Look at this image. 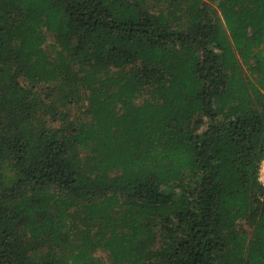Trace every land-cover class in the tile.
<instances>
[{
    "label": "trees",
    "instance_id": "trees-1",
    "mask_svg": "<svg viewBox=\"0 0 264 264\" xmlns=\"http://www.w3.org/2000/svg\"><path fill=\"white\" fill-rule=\"evenodd\" d=\"M263 157L264 0H0V264H264Z\"/></svg>",
    "mask_w": 264,
    "mask_h": 264
},
{
    "label": "built area",
    "instance_id": "built-area-1",
    "mask_svg": "<svg viewBox=\"0 0 264 264\" xmlns=\"http://www.w3.org/2000/svg\"><path fill=\"white\" fill-rule=\"evenodd\" d=\"M258 180L264 186V157L262 158L258 168Z\"/></svg>",
    "mask_w": 264,
    "mask_h": 264
},
{
    "label": "rangeland",
    "instance_id": "rangeland-1",
    "mask_svg": "<svg viewBox=\"0 0 264 264\" xmlns=\"http://www.w3.org/2000/svg\"><path fill=\"white\" fill-rule=\"evenodd\" d=\"M74 111H75V110H74ZM75 112H76V111H75ZM241 223L243 224V226H244L245 228H247L248 230H250L248 224H246L245 221H243V222H241ZM104 256H105V258H106V255H105V254H104Z\"/></svg>",
    "mask_w": 264,
    "mask_h": 264
}]
</instances>
